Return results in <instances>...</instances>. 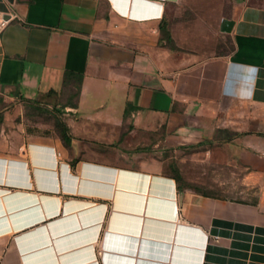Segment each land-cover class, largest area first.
I'll use <instances>...</instances> for the list:
<instances>
[{
    "label": "crops",
    "instance_id": "obj_1",
    "mask_svg": "<svg viewBox=\"0 0 264 264\" xmlns=\"http://www.w3.org/2000/svg\"><path fill=\"white\" fill-rule=\"evenodd\" d=\"M0 95V264H264V0H0Z\"/></svg>",
    "mask_w": 264,
    "mask_h": 264
},
{
    "label": "rangeland",
    "instance_id": "obj_2",
    "mask_svg": "<svg viewBox=\"0 0 264 264\" xmlns=\"http://www.w3.org/2000/svg\"><path fill=\"white\" fill-rule=\"evenodd\" d=\"M201 16H202V13H197L194 11L176 12L172 14L170 13L164 20L165 30L163 31V36H166L167 34L174 36L173 38H171L170 41L166 39L169 45H171L173 48H177L179 46H191V47L196 46V44L194 43L193 44L185 43L184 37L187 31L196 33L197 28H196V24L194 20L201 18ZM180 40H181V44H177L176 42H180ZM218 40L219 42L214 44L215 48H218L222 51H226L230 49L231 44L227 37H224L221 35L219 36ZM71 98L72 97H70L69 93L65 95H61V96L59 95L55 96L52 94L49 97H47L45 101L42 102L41 105L37 106V109L39 110L41 115H44V118L47 120L49 118L57 116L56 115V112L58 111V109L56 108L57 101L69 100ZM50 100H56V102L48 105L46 102ZM9 104H10V101L5 99L2 95H0V132L3 130V125L5 121V109H6V106H8Z\"/></svg>",
    "mask_w": 264,
    "mask_h": 264
},
{
    "label": "trees",
    "instance_id": "obj_3",
    "mask_svg": "<svg viewBox=\"0 0 264 264\" xmlns=\"http://www.w3.org/2000/svg\"><path fill=\"white\" fill-rule=\"evenodd\" d=\"M162 31L165 30L164 28V24L161 26ZM166 39H168L169 41L171 40V36L169 34H167L165 36ZM81 80H82V74L81 73H77V72H73V71H69L66 70L64 73V83L65 85L69 86V95L70 97L75 96L78 93L80 84H81ZM55 91L53 89L49 90V94L54 93ZM54 120H55V125L57 126V128L59 129V132L61 134V136L63 137L65 142H69L70 137L68 134V128L65 125V123L59 119L57 116H54Z\"/></svg>",
    "mask_w": 264,
    "mask_h": 264
},
{
    "label": "bare ground",
    "instance_id": "obj_4",
    "mask_svg": "<svg viewBox=\"0 0 264 264\" xmlns=\"http://www.w3.org/2000/svg\"><path fill=\"white\" fill-rule=\"evenodd\" d=\"M113 231V230H112ZM52 240V239H51ZM59 253V252H58ZM165 254H167V253H165ZM170 260V259H169ZM159 261V260H158ZM164 262V261H163ZM179 263V262H178Z\"/></svg>",
    "mask_w": 264,
    "mask_h": 264
},
{
    "label": "water",
    "instance_id": "obj_5",
    "mask_svg": "<svg viewBox=\"0 0 264 264\" xmlns=\"http://www.w3.org/2000/svg\"><path fill=\"white\" fill-rule=\"evenodd\" d=\"M7 17V15L5 16V18Z\"/></svg>",
    "mask_w": 264,
    "mask_h": 264
}]
</instances>
